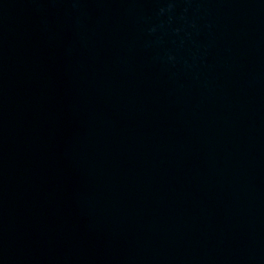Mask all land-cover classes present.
<instances>
[{
	"label": "water",
	"instance_id": "1",
	"mask_svg": "<svg viewBox=\"0 0 264 264\" xmlns=\"http://www.w3.org/2000/svg\"><path fill=\"white\" fill-rule=\"evenodd\" d=\"M0 264H264L169 0H0Z\"/></svg>",
	"mask_w": 264,
	"mask_h": 264
}]
</instances>
